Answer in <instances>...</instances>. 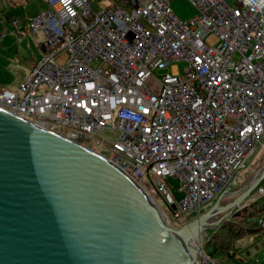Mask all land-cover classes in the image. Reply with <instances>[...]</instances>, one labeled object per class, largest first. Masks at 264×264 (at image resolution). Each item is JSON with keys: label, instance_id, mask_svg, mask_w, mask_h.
I'll return each mask as SVG.
<instances>
[{"label": "built area", "instance_id": "2783aa9c", "mask_svg": "<svg viewBox=\"0 0 264 264\" xmlns=\"http://www.w3.org/2000/svg\"><path fill=\"white\" fill-rule=\"evenodd\" d=\"M47 1L27 28L40 56L0 107L105 156L175 224L207 211L264 150V0H190L186 21L172 0ZM180 60L184 74L161 73ZM198 262L223 264L203 243Z\"/></svg>", "mask_w": 264, "mask_h": 264}, {"label": "water", "instance_id": "95a60500", "mask_svg": "<svg viewBox=\"0 0 264 264\" xmlns=\"http://www.w3.org/2000/svg\"><path fill=\"white\" fill-rule=\"evenodd\" d=\"M263 180L264 166L175 227L105 156L0 107V264H199L206 233Z\"/></svg>", "mask_w": 264, "mask_h": 264}, {"label": "rangeland", "instance_id": "374dc122", "mask_svg": "<svg viewBox=\"0 0 264 264\" xmlns=\"http://www.w3.org/2000/svg\"><path fill=\"white\" fill-rule=\"evenodd\" d=\"M104 2L105 0H96L93 1L92 4L95 9H98L101 6V4L102 5L104 4ZM230 3L233 5L234 0H230ZM171 6L173 11L176 13V15L184 21L193 18L198 12L197 8L190 2V0H172ZM39 7L40 4H38L36 0H33L31 5L27 3L24 8H20L26 10V12L22 11L21 14V11L18 8H13L9 16H11V18H13V16L20 18L22 24L25 25L26 19L29 16L34 15L35 14L34 11L37 10ZM3 20L5 22L8 21V19L5 17H3ZM6 27H8L6 23L2 24L0 22V34L5 32ZM19 35L22 38L21 41H18L17 39L18 37L15 36V34L8 35V37H0V42H2V45L0 44V90H18L21 83L26 79V77L30 73L29 63L31 59L35 56L38 58L40 55L33 34H31L30 32L24 33V30L21 29ZM44 40H45L44 36L42 32H40L38 36L39 43L44 42ZM187 66H188V62L180 60L175 63H172L171 66L166 68L161 73L172 72L173 69L176 68L181 74H184ZM117 135H118L117 131H110L108 133V139H110L111 141H115L117 139ZM260 159L264 160V150L257 155L256 160H260ZM256 160H254L253 162L250 161L248 165H250L251 162L254 165L256 163ZM255 166H257V164ZM257 171H259L258 168H256V171H254V175L255 173H257ZM251 173L248 171L241 173L239 179L235 182L236 186H238L239 183L240 185H243L244 182L248 181L250 179ZM170 183L176 184L177 180L175 178H171ZM147 192L154 200H156L159 203V205L164 210V212L169 215L170 210L165 200L151 189L147 190ZM172 192L177 200H180L183 196L182 193H180L176 188H173ZM258 192L259 190L256 191L254 195H256ZM226 200L227 197L224 199V202ZM241 209L244 210L242 216L240 215L242 218H240L239 216V218H237L236 221L240 223H244L246 229L254 228L257 230V232H253L252 235H245L244 237H242L240 240L237 241L238 245L248 248V250L243 252L244 258L248 255L247 251L251 252L255 257L251 260H247L244 264H264V229H260L261 220L262 218H264V215L263 213H259L256 210H254L255 209L254 205L246 206L245 208H241ZM251 210L254 211L250 212ZM195 217L196 215L194 214L190 215L188 220H192ZM168 219L175 227L179 226L178 224L174 223L171 217H169ZM234 227L236 230H241L240 228L241 225L239 223ZM219 241L220 240L217 239V242ZM203 244L206 253H209L210 251L213 252L212 256L210 257H212L214 260L220 261L223 264H240L238 262V259L236 258L234 259L228 254V249L220 247V243H216V245L211 244L210 247L208 245H205V241L203 242Z\"/></svg>", "mask_w": 264, "mask_h": 264}, {"label": "trees", "instance_id": "16d2710c", "mask_svg": "<svg viewBox=\"0 0 264 264\" xmlns=\"http://www.w3.org/2000/svg\"><path fill=\"white\" fill-rule=\"evenodd\" d=\"M91 1L93 2L96 0H91ZM256 164H257V166H255ZM252 166L253 167H251V168L255 169V170H252L254 173V171H256V168H258L260 170L264 166V160L263 159L257 160L256 163ZM251 168H249L248 170H250ZM260 187H264V180L260 184L259 188ZM251 205L252 206L254 205V207H255L254 210H256L259 213H263V215H264V195L260 196L255 201L249 203L247 206H251ZM245 207H243V208H245ZM254 210H251L250 212H253ZM243 212H244V210H242V209L239 210L234 216H232L229 220H226L221 226H218L214 229L209 230L206 233L205 245H208L210 247L211 244L216 245V243H220V247L228 249V254L232 258H234L237 255L238 250H239V248L236 246L237 241L240 240L245 235H251L253 232H257V230L254 228L246 229L244 223H240V222L236 221V219L239 218L240 215L242 216ZM241 216H240V218H242ZM238 223L241 225V227H240L241 230H236L234 227ZM260 229H264V227L261 225ZM221 234H223V235H221ZM217 239H219L220 241L217 242ZM224 244H226V245H224ZM212 253L213 252L210 251L208 253V255L212 256Z\"/></svg>", "mask_w": 264, "mask_h": 264}, {"label": "crops", "instance_id": "0c3cea01", "mask_svg": "<svg viewBox=\"0 0 264 264\" xmlns=\"http://www.w3.org/2000/svg\"><path fill=\"white\" fill-rule=\"evenodd\" d=\"M32 1L33 0H0V14H1V16H0V22L2 23V24H5L6 23V25L8 26V27H6L5 28V32H3V33H1L0 34V37H8V35H11V34H13L12 33V25H11V21H12V19L13 18H16V16H13V18H11V16H9L10 15V13H11V11H12V9L13 8H18L20 11H21V14H22V11L23 12H26V10H23V9H20V8H24L25 7V5L28 3L29 5H31V3H32ZM37 2H38V4H40V7L37 9V10H35L34 12H35V14L34 15H32V16H29L27 19H26V23H25V26H24V28H22V30H24V33H28V32H30L27 28H28V23H29V21L34 17V16H36V15H38V14H40V13H42V12H45V11H47V10H49V3H48V1L47 0H36ZM33 12V13H34ZM23 14H25V13H23ZM1 17H2V19H1ZM3 17H5V18H7L8 19V21H4L3 20ZM8 23V24H7ZM11 25V26H10ZM11 27V28H10ZM43 34V33H42ZM23 35V34H22ZM38 36H39V33L37 34V37L35 38L34 37V39H35V42H36V45H37V49H38V52H39V54H40V50H39V41H38ZM43 36H44V38H45V35L43 34ZM13 38V37H12ZM0 44L2 45V42H0ZM40 56V55H39ZM39 58V57H38ZM38 58L35 56V57H33L32 59H31V61H30V63H29V68H31V66L38 60ZM252 170H255V169H253V168H251L248 172H250L251 173V171ZM246 172V171H245ZM258 172V171H257ZM256 174V173H255ZM240 176V175H239ZM253 176H254V173H253V171H252V173H251V176H250V179L251 178H253ZM239 179V178H238ZM249 179V180H250ZM248 180V181H249ZM248 181H246V182H248ZM236 182V181H235ZM246 182H244V184L246 183ZM243 184V185H244ZM243 185H240V183L238 184V186H236V184L234 183L233 184V186H231L232 187V189H239L240 187H242ZM234 186H235V188H234ZM230 199L229 198H227V200L225 201V202H228ZM252 235V234H251ZM236 246L239 248V250H238V253H237V255L234 257V259L236 258V259H238V262L240 263V264H244L247 260H251V259H253V258H255L254 256H253V254L251 253V252H249V251H247L248 252V255L244 258L243 257V252L244 251H246V250H248V248L247 247H243V246H240V245H238L237 243H236ZM242 255V256H241ZM237 263V262H236Z\"/></svg>", "mask_w": 264, "mask_h": 264}]
</instances>
